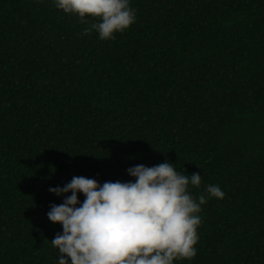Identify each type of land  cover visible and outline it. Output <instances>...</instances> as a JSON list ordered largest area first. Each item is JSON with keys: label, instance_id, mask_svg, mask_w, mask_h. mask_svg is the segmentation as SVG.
I'll return each instance as SVG.
<instances>
[{"label": "trees", "instance_id": "16d2710c", "mask_svg": "<svg viewBox=\"0 0 264 264\" xmlns=\"http://www.w3.org/2000/svg\"><path fill=\"white\" fill-rule=\"evenodd\" d=\"M113 39L52 0H0V264H57L48 191L169 160L207 196L196 254L264 264V0H130ZM78 200L83 194L77 193Z\"/></svg>", "mask_w": 264, "mask_h": 264}, {"label": "clouds", "instance_id": "9594fccd", "mask_svg": "<svg viewBox=\"0 0 264 264\" xmlns=\"http://www.w3.org/2000/svg\"><path fill=\"white\" fill-rule=\"evenodd\" d=\"M55 8L89 21L100 39H113L135 20L130 0H52ZM130 180H105L73 175L48 191L63 196L51 203L46 215L59 223L50 243L57 264H174V259L196 254L197 226L207 196L223 198L216 183L204 185L193 197L188 186H199L200 173L178 171L164 159L152 165L127 167ZM83 194L78 200L77 193ZM207 194V196L205 195Z\"/></svg>", "mask_w": 264, "mask_h": 264}]
</instances>
